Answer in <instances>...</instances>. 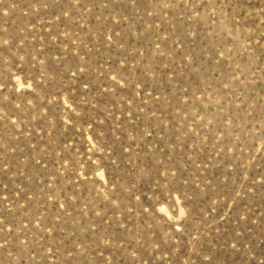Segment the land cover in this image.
I'll use <instances>...</instances> for the list:
<instances>
[{
  "label": "rangeland",
  "instance_id": "rangeland-1",
  "mask_svg": "<svg viewBox=\"0 0 264 264\" xmlns=\"http://www.w3.org/2000/svg\"><path fill=\"white\" fill-rule=\"evenodd\" d=\"M0 264H264V0H0Z\"/></svg>",
  "mask_w": 264,
  "mask_h": 264
}]
</instances>
